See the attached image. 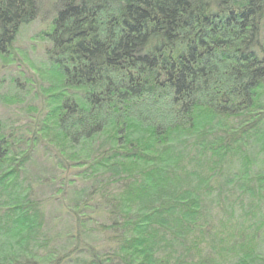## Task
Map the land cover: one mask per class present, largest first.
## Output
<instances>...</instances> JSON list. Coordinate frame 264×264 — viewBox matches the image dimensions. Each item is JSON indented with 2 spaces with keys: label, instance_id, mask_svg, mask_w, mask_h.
<instances>
[{
  "label": "trees",
  "instance_id": "trees-1",
  "mask_svg": "<svg viewBox=\"0 0 264 264\" xmlns=\"http://www.w3.org/2000/svg\"><path fill=\"white\" fill-rule=\"evenodd\" d=\"M41 1L0 0V264H264V0H62L32 69Z\"/></svg>",
  "mask_w": 264,
  "mask_h": 264
},
{
  "label": "rangeland",
  "instance_id": "rangeland-1",
  "mask_svg": "<svg viewBox=\"0 0 264 264\" xmlns=\"http://www.w3.org/2000/svg\"><path fill=\"white\" fill-rule=\"evenodd\" d=\"M62 0H42L38 19L30 26L26 27L20 34L16 44V55L24 62L28 61L32 69L38 68L35 61L39 57L42 48V40L38 37L39 32L46 30L55 16L57 10L61 7ZM31 61V62H30ZM39 61V60H37ZM30 62V63H29ZM33 63V65H32ZM35 63V64H34ZM47 89L46 86H44ZM10 102L8 98H4L0 102V109L4 106L9 109ZM9 105V106H8Z\"/></svg>",
  "mask_w": 264,
  "mask_h": 264
}]
</instances>
